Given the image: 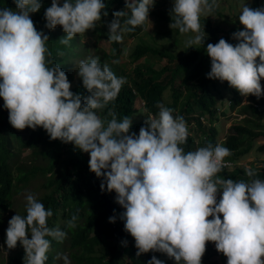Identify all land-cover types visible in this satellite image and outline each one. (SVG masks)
Segmentation results:
<instances>
[{"label":"clouds","instance_id":"obj_1","mask_svg":"<svg viewBox=\"0 0 264 264\" xmlns=\"http://www.w3.org/2000/svg\"><path fill=\"white\" fill-rule=\"evenodd\" d=\"M14 3V9L0 8V98L10 125L17 130L43 128L51 140L72 143L89 154L90 171L102 178L101 191L115 192V202L124 209L119 218L135 240L137 256L151 251L166 254L176 264H202L206 244L213 242L227 264H264V180H214L230 150L209 143L185 152L181 145L189 135L187 122L162 103L147 116L138 135L130 132L128 116L118 119L109 110L111 119H102L97 110L117 98L126 77H117L100 57H88L79 62L77 75L91 95L73 93L60 65L48 67L49 36L31 19L41 0ZM154 5L155 0H125L129 11L112 13L108 39L121 42L123 32L150 21ZM215 7L217 0H174L169 27L180 34L194 33L185 41L188 49L204 46L200 16ZM105 8L104 0H63L62 5L61 0H51L44 12L45 27L61 26L66 35L58 41L67 46L78 34L94 29L102 15H108ZM238 19L243 30L232 33L235 45L224 38L207 44V78L226 81L242 96L259 99L264 96V6L245 4ZM244 171L250 178L256 176L250 167ZM25 199L26 215L8 221L5 243L15 249L19 242L23 264H45L50 248L46 237L62 242L67 233L48 227L53 212L33 194ZM116 218L114 214L109 222ZM77 220L73 215L67 227L75 228ZM57 258L71 264L67 254ZM148 264L164 261L153 255Z\"/></svg>","mask_w":264,"mask_h":264},{"label":"trees","instance_id":"obj_2","mask_svg":"<svg viewBox=\"0 0 264 264\" xmlns=\"http://www.w3.org/2000/svg\"><path fill=\"white\" fill-rule=\"evenodd\" d=\"M122 2L123 0H104L106 4L104 11H107L108 15H102L101 20L97 22L94 28V30H97L96 32L100 33L101 37H104L101 33L102 28H105L104 26L108 27V24L114 18L112 13L125 9V4ZM62 3L63 0H61V5ZM41 5L39 12L31 14V19L37 30L46 28L44 12L51 6V0H41ZM12 6H16L14 0H0V8H11ZM125 11L129 10L125 9ZM55 30V32L49 31L47 33L49 41L46 43V47L52 54L50 57H47V59L52 61L51 64H48V67H52L55 64L60 65L61 69H63L65 64L64 55H67L70 49L76 47L79 41L81 42V46H83L82 40L80 34H78L70 41L69 45H62L58 40L66 34L63 32L61 26H57ZM206 30L210 35V28H206ZM234 32L235 30H230L224 38L233 45L237 43V41L231 40L232 33ZM86 33L88 34V31ZM204 40V46L200 45L199 47L187 49L174 68L165 66L157 71L148 59H146V63L138 64L132 70L133 75L129 76V82L122 86L117 98L114 101H110L104 109L97 110L98 115L102 119L110 120L111 117L107 113L109 110H114L118 119H122L124 116H128L131 119L137 97L142 99L146 109H151L153 114H155L158 111L156 106L160 104L158 100L161 94L170 87L172 90V103L165 106L174 110V116L179 115L176 109L183 98H185V102L182 103L183 106H197L201 112L212 116L217 99L210 90L212 86L215 87L216 80L207 78V73L210 72L211 67L205 74H202L200 68L204 62L202 60L198 62V60L201 55L206 54L205 49L207 44H215L216 42L209 38H204ZM118 44L119 42H114L113 52L119 51ZM58 52H62L63 55H58ZM104 57L111 59L112 56L104 54ZM130 58L132 59V63H138L139 60L144 58L162 60L164 58L172 59L173 56L140 42L130 53ZM100 62L102 65L104 64L101 59ZM162 73H165L164 77L159 82V85H155L153 79ZM66 75L71 84L70 91L82 97L91 95L83 87L81 78L76 83H73L72 74L66 73ZM178 80H182V82H177ZM184 91L188 92L184 94ZM1 100L2 98H0V102ZM258 102L260 109L254 106L250 107L251 114L254 117L264 115V98L259 99ZM0 115V225L4 219V215L12 208L14 195L20 185H27L30 182L29 172L24 171L23 167L19 165L16 143H13L11 140L14 138L19 140L21 145L30 148L39 149L42 146L43 150H40V153L47 159V164L44 167L36 168L34 173L36 171H41L45 174L46 172L53 173L51 178L45 177L47 181L42 186L44 191L39 201L44 204L46 210L51 209L53 212V215L47 219V222L48 220L50 222L48 227H58L66 232L67 236L62 242L52 237H46L50 240L49 252L46 253V264H63V260L57 258L60 254H67L71 264H123L124 255L130 264H148L153 255L162 260L157 252L150 251L137 256V248L121 246L120 242L122 238L127 235V232L124 230V221L119 218L120 212H123L124 209L115 202V194L113 192L110 193L107 190L101 191L100 184L102 178H98L95 173L90 171V158L85 157V155L89 156L88 153L81 152L72 143L51 140L46 131L40 127L35 130L26 128L29 136L27 141H22L20 131L13 128L9 123L8 111L4 109ZM135 128L136 126L132 125L130 132L136 133ZM245 135L253 136L251 130L246 126L233 125L231 127V132L224 145V147L230 150V155L225 157L227 161L233 160L236 162V157L243 155L249 150L247 148L243 153L238 150L240 138ZM216 136L215 129L211 128L209 136L202 143L204 146L209 143L213 145L218 144L215 139ZM182 147L187 149L188 143L186 142ZM260 151L264 152V144L260 147ZM58 168H60V171L56 173ZM13 169L16 171L15 174L12 171ZM243 172L242 169L235 170L236 175ZM258 179L264 180V174ZM217 199L219 200V198ZM61 212V218L65 222L55 227L54 219L60 218ZM114 214L117 217L116 222L110 223L109 217ZM73 215L78 216L76 227L69 228L67 227V221ZM100 230L103 232L105 238L115 235L113 243L108 242L110 245L106 248L107 251H104L106 249L103 248L104 240L102 234H99ZM24 255V252L10 253L5 264H23Z\"/></svg>","mask_w":264,"mask_h":264},{"label":"rangeland","instance_id":"obj_3","mask_svg":"<svg viewBox=\"0 0 264 264\" xmlns=\"http://www.w3.org/2000/svg\"><path fill=\"white\" fill-rule=\"evenodd\" d=\"M173 2L174 0H155V5L152 9H150L149 13V20L151 22L146 21L143 25L136 26L132 31L123 32L122 41L117 45L119 46L118 52H113V46L115 45L114 42L108 39L109 28L107 26H104L105 28H102L101 31L104 37H101L100 33L96 32L97 30L94 29L88 30V34H80L83 46H81V42L79 41L76 47L70 49L68 54L64 55L65 64L62 70L67 74H72V82L76 83L80 78L77 75L79 62L88 57L98 56L103 63L108 64L117 77H126V83H128L129 76L133 75L132 70L135 69L138 64L146 63V59L154 65V68L157 71L161 70L165 66L168 68H174L188 49L185 46V41L190 36H193L194 33L180 34L178 30H172L169 27V24L171 23L170 11L173 7ZM122 3L125 4V0H123ZM245 4H248L252 8H258L264 6V0H217V7H215L214 11L211 13H202L200 16L201 30H204L206 34L204 38H209L217 43L221 38H225L230 30H243V26L239 23L238 16L241 13L242 6ZM15 7L16 6H12L11 8L14 9ZM206 28H210V35L207 33ZM38 31H43L47 34L49 31L55 32L56 30L43 28ZM231 40L234 41L232 38ZM140 42L161 52L169 53L173 56V58H164L162 60L144 58L139 60L138 63H132L130 53ZM199 46L200 45H194V47ZM104 54L112 56L111 59L105 58ZM115 60H119V63H113ZM201 60L204 64L200 68V71L202 74H205L211 67V59L207 54H203L199 57L198 62ZM257 62L259 63V60H257ZM164 75L165 73H162L161 75L155 77V79H153V83L155 85H159V82L162 80ZM177 82H182V80H178ZM261 86L264 88V79H261ZM210 91L217 99L212 116L201 112L197 106H183L182 103L185 102V98L181 99V102L176 109L177 114L183 116L187 122L189 135L187 137L188 148L184 149L185 152L194 151L199 147H204L202 142L209 136V130L211 128H214L217 133L215 139L218 144L224 146L233 125L246 126L251 130L253 136L245 135L240 138L238 150H240L241 153L245 152L244 150H247V148L249 150L243 155L236 157V162L233 160L223 161V166L220 172H218L213 179H233L235 181L258 179L262 174H264V152L260 151V147L264 144V115L261 117H254L251 114L250 107L254 106L257 107V109H260L258 106V100L264 98V96H261L259 99L251 95L244 97L238 90L230 87L226 81L221 82L219 80H216L215 87L212 86ZM187 92L188 91H184V94ZM172 99V90L168 87L161 94L158 101H160V104L162 103L167 105L172 103ZM3 104L4 101L2 99L0 102V113L5 109ZM149 114H153L152 110L148 108L146 109L142 99L137 97L134 103V113L131 118L132 125L136 126L135 131L137 134L139 133L140 127L144 125V122ZM19 131L22 141H27L29 136L27 129L25 128L24 130ZM11 140L13 143H16L19 165L23 167L24 171L29 172L30 182L27 185H20L18 191L14 195L12 208L4 215V219L0 225V264H5L7 262V257L10 253L16 254L24 252V249L19 242L17 243L15 249H6L7 245L5 241L8 221L16 214L25 216L26 195L31 193L37 200H39L44 191L42 186L47 181L45 177L51 178L53 176V173L51 174L49 172H46L45 174L41 171H36L34 173L36 168L44 167L47 164V159L40 153V150H43L42 146L39 149H34L21 145V142L17 139L12 138ZM85 157L90 158L87 155H85ZM247 167L252 168L256 172L255 177L250 178L245 174L244 170ZM237 169H242L244 172L236 175L235 170ZM12 171L14 174L16 173L14 169ZM59 171L60 168L56 170V173H59ZM113 193L116 197V193ZM217 198H220L219 194ZM61 215L62 212L60 213V218L54 219L55 227L65 222L62 220ZM209 219H211V217H209ZM49 224L50 222L48 220L47 225L49 226ZM99 234H102L103 236V248L106 249L110 245L108 242L113 243L115 235H112L110 238H105L101 230L99 231ZM28 238H31L30 234ZM125 240L127 241V244L123 245L122 241ZM122 241L120 242L121 246H132L136 248L135 240L129 233L122 238ZM104 251H107V249ZM157 254L165 264H176L175 260L168 258L166 254L159 252H157ZM97 255L101 256L100 254ZM124 258L123 264H130L125 255ZM202 264H227V258L222 253L217 252L213 242H207L206 252L202 257Z\"/></svg>","mask_w":264,"mask_h":264}]
</instances>
